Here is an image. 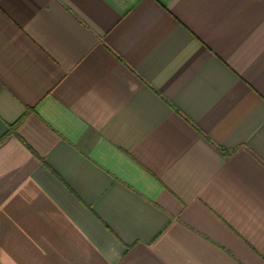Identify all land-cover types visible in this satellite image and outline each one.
I'll return each mask as SVG.
<instances>
[{"label": "crops", "instance_id": "crops-1", "mask_svg": "<svg viewBox=\"0 0 264 264\" xmlns=\"http://www.w3.org/2000/svg\"><path fill=\"white\" fill-rule=\"evenodd\" d=\"M0 264H264V0H0Z\"/></svg>", "mask_w": 264, "mask_h": 264}]
</instances>
